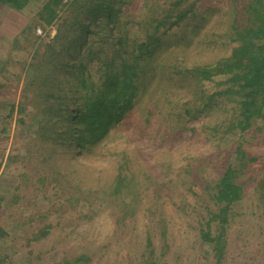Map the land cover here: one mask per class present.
Returning <instances> with one entry per match:
<instances>
[{
  "label": "rangeland",
  "instance_id": "374dc122",
  "mask_svg": "<svg viewBox=\"0 0 264 264\" xmlns=\"http://www.w3.org/2000/svg\"><path fill=\"white\" fill-rule=\"evenodd\" d=\"M171 1L158 0L165 2L166 12L176 13ZM224 1L184 2L182 11L195 3L194 11L188 10L187 18L167 27L165 34L161 35V29L158 56L169 52L175 61L185 49L188 60L200 64L228 56L236 43L224 35L229 26L221 17L232 11V4L240 14L243 0ZM46 3L34 5L44 8ZM41 8L10 16L5 13L0 19V83L4 86L0 88V226L7 233L0 236V249L7 256L5 262L74 264L83 255L86 257L76 264H140L150 239L156 264H264V202L256 184L264 173V117L241 131L231 122L240 105L216 96L204 112H196L192 109L200 100L192 95L188 83L181 82L176 95L153 92L149 117L147 96L138 101L88 152L72 151L68 140L79 135L75 133L79 124L74 117L63 118L58 123L65 130V145L53 155V135L41 131L53 124L55 107L52 101L43 102L44 94L49 93L44 81L47 73L39 76L38 70H26L33 60L31 46L41 36L49 41L57 33L39 20ZM88 37L87 48L96 42L93 35ZM227 37L223 45L220 40ZM93 45L94 50L80 47V56L72 62L96 53L101 45ZM110 46L103 44L101 49L108 51ZM100 59L103 62L105 56ZM91 67L95 77L101 74L99 62H91ZM57 74L63 76L61 71ZM74 78L71 84L77 88L78 76ZM227 78L217 75L204 80L201 97L225 89ZM40 84L45 87L32 90L31 85L38 89ZM80 93L71 94L78 98ZM69 111L73 113V108ZM237 147L248 156L243 165H239ZM122 153L128 154L127 163L122 162ZM49 157L50 163L45 160ZM229 162L242 166L237 181L243 183L246 195L241 204L233 206L227 254L220 262L200 238L199 228H205L211 210L218 209L214 186ZM120 171L125 176L117 182ZM83 189L91 201H102L99 207L75 200Z\"/></svg>",
  "mask_w": 264,
  "mask_h": 264
},
{
  "label": "trees",
  "instance_id": "16d2710c",
  "mask_svg": "<svg viewBox=\"0 0 264 264\" xmlns=\"http://www.w3.org/2000/svg\"><path fill=\"white\" fill-rule=\"evenodd\" d=\"M186 1H171L170 5L176 8V13L172 10L166 12V8L163 7L165 2L162 4L158 0H76L67 8L62 6V13L57 12L62 5L60 0H51L44 5L43 10L39 12V20L46 27L56 25L57 33L52 37L49 31L51 40L44 41L46 37L41 36L42 40L36 46H31L33 60L27 63L26 70L27 73L29 70H38L39 76L40 73L42 75L47 73L44 81L49 93L44 94L46 98L43 102L49 104V101H52L55 107L52 110L53 124L41 131L52 133L55 141L53 155L56 151L59 154L60 148L65 145V130L59 125L63 118L74 117L75 124H79L75 131L79 135H71L68 140L72 151L76 152L79 148L81 152L82 150L88 152L107 137L113 126L123 121L125 114L132 111L138 101L147 96L145 112L149 117L153 112L151 110L153 108L148 105L153 92H169L176 95L181 90L178 87L181 82L188 83L192 87V95H196L200 100L197 108L192 109L196 112H204L216 96L233 100L240 105L237 116L231 122L233 127L241 131L249 129L254 121L264 117V0H243L242 10L239 9L240 14L236 12L238 8L233 4L231 15L223 12L225 15L221 17V21L229 26L225 28L224 35L230 36V41L236 44L228 56L219 57L213 63L203 64L188 60L185 49H181V59L175 61L169 52L167 55L158 56L160 51L156 50L161 45V29L163 31L161 35L165 34L168 31L167 27L187 18L188 10L194 11L195 3H189L187 9L182 11L181 5ZM0 2L20 8L25 6L27 1L0 0ZM220 2L225 3L224 0ZM124 6L127 7L126 10ZM81 15L84 17L80 18ZM230 16L233 19L228 23ZM171 17H175V20ZM91 25L94 26L93 29L90 28ZM89 35L96 38V42L93 40V43L101 45L97 52L103 44L111 45L112 49L107 51V48H103L98 56L97 52L92 51V54H85L80 60L72 62L80 56L79 48L88 43ZM228 37L220 40L223 45L227 44ZM93 43L88 46L91 50L95 48ZM216 43L218 41H214V44ZM103 55L105 59L101 62L100 58ZM65 59L68 61L64 62ZM91 62H99L103 68L97 77L91 73L94 70L90 68ZM68 70H71L70 74ZM60 71L63 76L58 77L57 73ZM217 75L228 76L227 87L210 96L201 97L204 93L201 83ZM75 76H78L77 88L82 90L81 93L71 84ZM2 87L4 86L0 83V88ZM31 87L32 90L39 91L45 86L40 84L38 89L34 85ZM73 91L80 93L78 98L71 94ZM71 108L73 113L69 111ZM189 111L190 109L187 110ZM70 129L73 130L75 127L72 126ZM236 152L240 156L239 165L248 159L240 147H237ZM120 155L122 162L127 163L128 154ZM50 158L45 160L50 163ZM239 165L229 162L222 172L214 186L218 209L211 210L206 227L199 228L200 238L208 243L220 262L227 254L225 248L229 245L227 233L233 218V206L241 204L246 195L243 183L237 181L242 168V166L238 168ZM124 176L122 171L118 172L117 182ZM52 177L56 178L55 175ZM256 184L258 197L264 202V173L261 179L256 180ZM81 193L75 199L77 202L83 199L92 207L100 206L99 203L102 201L99 199L91 201L84 189ZM106 196L109 198V195ZM1 201L2 198L0 208L3 206ZM216 221V225H213ZM0 236H7L2 226ZM147 241L146 257L143 259L144 263L140 264H156L152 260L155 248L151 246L150 239ZM85 257L78 256L74 264ZM6 258L0 249V264H5Z\"/></svg>",
  "mask_w": 264,
  "mask_h": 264
},
{
  "label": "crops",
  "instance_id": "0c3cea01",
  "mask_svg": "<svg viewBox=\"0 0 264 264\" xmlns=\"http://www.w3.org/2000/svg\"><path fill=\"white\" fill-rule=\"evenodd\" d=\"M26 4L23 7L17 8L13 5H7V4H3L0 2V19L3 18L4 15H6L5 13H9V16L12 15L13 12H17V13H22V11L25 10H39L41 7L43 8V4L41 5L40 8H38V5H34V3H42V2H47L49 3L51 0H26ZM46 3V4H47ZM41 8V9H42ZM35 16L37 15V13H35ZM3 20V19H2ZM2 204V203H1ZM5 264H7V262H5Z\"/></svg>",
  "mask_w": 264,
  "mask_h": 264
},
{
  "label": "built area",
  "instance_id": "2783aa9c",
  "mask_svg": "<svg viewBox=\"0 0 264 264\" xmlns=\"http://www.w3.org/2000/svg\"><path fill=\"white\" fill-rule=\"evenodd\" d=\"M61 1V4L63 5V7L67 8L69 6V4H71L73 1H76V0H60ZM55 25H53L51 28V30H56V28L54 27Z\"/></svg>",
  "mask_w": 264,
  "mask_h": 264
}]
</instances>
